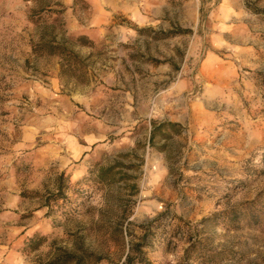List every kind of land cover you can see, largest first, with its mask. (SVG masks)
I'll return each mask as SVG.
<instances>
[{"label": "rangeland", "instance_id": "obj_1", "mask_svg": "<svg viewBox=\"0 0 264 264\" xmlns=\"http://www.w3.org/2000/svg\"><path fill=\"white\" fill-rule=\"evenodd\" d=\"M144 232L150 264H264V0H0V264H123Z\"/></svg>", "mask_w": 264, "mask_h": 264}, {"label": "trees", "instance_id": "obj_2", "mask_svg": "<svg viewBox=\"0 0 264 264\" xmlns=\"http://www.w3.org/2000/svg\"><path fill=\"white\" fill-rule=\"evenodd\" d=\"M37 21H34V23ZM139 34H145L148 33L152 38H157L158 36L163 37H171L180 35L183 33H188V30L185 31H174L169 33H161V32H151L150 29H138L136 30ZM71 41V42H70ZM69 44H76L78 46L82 47H92L94 43L91 39L86 37L85 35H78L74 38H70L68 40ZM31 51L35 56L38 57H58L62 64H61V70L62 73L66 71H72L75 73L82 69V63L80 62L78 55L73 52L72 48H70L65 42H57L54 37L49 38L48 40H45L44 38H40L38 42L31 46ZM151 124V130H150V138H149V144L153 143V140L155 136L160 135L164 138L168 137L167 134H165V130H171L176 134L180 133V127L178 124L170 123V122H162L157 123L154 121L150 122ZM120 159H126L129 161V164L123 163L121 160H115L112 163L106 165V166H100L97 165L94 169L93 176L94 180L98 183H105V184H113L119 180L121 181H127L131 180L132 177H129L126 175L123 169H136L138 166L136 164H132V154H121L118 156ZM64 172L60 173L57 177V184L55 193L52 194L53 200L57 201L60 200L62 195V186L61 181L64 179ZM66 181V180H65ZM68 182V181H67ZM131 189H135V184H129L128 186ZM147 238V232H144L142 236L140 237L138 242H132L130 243L127 253L125 255V259L123 264H150L148 260L145 257L144 249L148 247V243L146 242ZM45 238L44 236L39 237H32L28 240L27 246L29 247L32 243L33 246H30L29 248L31 250H36L38 247L44 242ZM36 241V242H35ZM75 258L71 255H66L58 258L54 263L52 264H71L74 261Z\"/></svg>", "mask_w": 264, "mask_h": 264}]
</instances>
